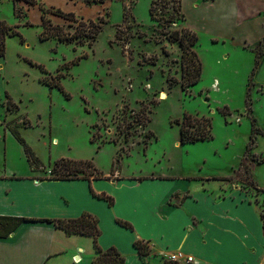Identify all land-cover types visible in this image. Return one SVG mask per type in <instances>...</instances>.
I'll return each mask as SVG.
<instances>
[{
    "label": "rangeland",
    "instance_id": "1",
    "mask_svg": "<svg viewBox=\"0 0 264 264\" xmlns=\"http://www.w3.org/2000/svg\"><path fill=\"white\" fill-rule=\"evenodd\" d=\"M35 1L0 0V22L22 38H8L0 58V131H16L24 140L40 165L36 178L51 177L48 169L60 159L90 160L109 182L120 171L129 176L155 168L208 177L199 179L206 189L237 187L258 210L264 207V144L255 139L264 132V42L242 49L234 44L237 36L229 38L247 25L251 0ZM40 4L73 13L77 23L51 13L47 18L80 38L41 41ZM89 21L100 26L94 39L83 38L93 31ZM185 29L198 38L191 50L201 64L199 81L188 88L182 86V50L169 41L173 32L188 38ZM46 78L60 89L43 84ZM185 115L209 118L212 138L180 144L176 122ZM108 191L117 202L120 192ZM116 214L137 222L122 202Z\"/></svg>",
    "mask_w": 264,
    "mask_h": 264
},
{
    "label": "crops",
    "instance_id": "2",
    "mask_svg": "<svg viewBox=\"0 0 264 264\" xmlns=\"http://www.w3.org/2000/svg\"><path fill=\"white\" fill-rule=\"evenodd\" d=\"M251 2L255 7L245 21L248 33L242 34L245 27L240 25V32L229 35L230 41L236 36L240 39L234 44L241 48L264 42V0ZM261 54L264 57V51ZM257 138L264 144L263 135ZM16 144L11 132L2 128L0 264H94L97 254L91 237L67 234L47 222L17 225L18 219L67 220L84 213L98 220L99 246L104 251L115 248L124 257L123 264H164L163 255L175 251L193 257L196 264H264V207L258 210L237 187L228 192L206 189L202 179L208 177L181 178L155 168L129 176L120 171L110 182L38 179ZM108 188L120 192L117 202L107 194ZM91 190L112 197L114 205L93 197ZM121 202L135 211L137 222L116 214ZM118 220L132 229L119 225ZM109 236L115 240L104 244ZM135 241L148 245L147 255L138 254Z\"/></svg>",
    "mask_w": 264,
    "mask_h": 264
},
{
    "label": "trees",
    "instance_id": "3",
    "mask_svg": "<svg viewBox=\"0 0 264 264\" xmlns=\"http://www.w3.org/2000/svg\"><path fill=\"white\" fill-rule=\"evenodd\" d=\"M17 1V0H13ZM29 5H35V0H26ZM86 5L92 4H102V0H84ZM41 14V26L42 32L40 33V40L46 41L50 38H57L60 42H71L76 38H80L77 35H67L63 33L62 27L58 25H52L50 20L47 18V14L51 13L54 16L61 17L64 20L70 21L72 23H77L76 19L74 18L73 13H64L60 11V9H54L53 7L50 10H46L40 4ZM15 14V12H14ZM88 24L93 27V31H90L87 35H84L83 38H91L94 39L95 36L98 34L100 30L99 25H95L92 21H89ZM85 22L81 21L78 23V26H84ZM70 27L72 25H69ZM16 27H10L3 22H0V58L5 56V49H6V40L11 37H19L21 42L22 38L21 35L15 30ZM184 33L189 36L185 38V35H180L179 32H173L169 35V41L172 43H178L182 53L181 59L184 66L182 70V78H183V85L185 88L189 86L195 85L201 75V64L197 58L196 53L191 50V47L195 46L197 43V36L195 33L191 32L190 30L185 29ZM29 64L33 67L39 68L42 72L44 69L41 65H38L31 60H29ZM49 79L46 78L42 80L43 84L48 85L50 87H56L60 89V85L56 82L48 81ZM170 84H173L171 80L168 79ZM9 105V104H8ZM180 128L179 131V142L180 144H192L198 141H206L212 138L211 136V121L209 118H195L190 115L183 116L181 121L176 122ZM12 134L18 141V143L22 146L23 152L26 156L27 162L32 172L37 171V166L39 162L34 157L32 151L26 145L24 140L20 137V135L13 131ZM264 136V133H262ZM152 135L149 133L147 138L150 139ZM260 163V162H259ZM246 166V161L242 162L241 168ZM249 168H253V164H249ZM50 179L52 180H74V179H83L88 182L91 180H100L102 177V173H100L96 167L94 166L93 162L90 160H74V159H60L57 160L50 170ZM228 178H212V180H227ZM92 191V190H91ZM264 193V189L260 190ZM93 197L104 200L107 202L109 206L114 205V199L108 196L105 193L95 194L92 191ZM31 221V222H47L53 223L56 228L63 230L67 234H76L82 236L91 237L93 240L94 250L97 254V257L93 261L94 264H123L125 259L121 254L113 247L103 250L98 243V239L101 235L100 229L98 227V220L94 216L84 213L80 217L76 219H59V220H27V219H18L17 225L21 224L22 222ZM117 223L124 228L132 229V226L127 223L118 220ZM134 248L138 251L140 256H145L148 254L146 245L141 241L134 242ZM175 264V263H172Z\"/></svg>",
    "mask_w": 264,
    "mask_h": 264
},
{
    "label": "built area",
    "instance_id": "4",
    "mask_svg": "<svg viewBox=\"0 0 264 264\" xmlns=\"http://www.w3.org/2000/svg\"><path fill=\"white\" fill-rule=\"evenodd\" d=\"M144 244L146 245V247H148L146 243ZM163 259H165V261L169 263H175V264H196L197 263L193 257L186 255L182 251L166 253L163 255Z\"/></svg>",
    "mask_w": 264,
    "mask_h": 264
},
{
    "label": "bare ground",
    "instance_id": "5",
    "mask_svg": "<svg viewBox=\"0 0 264 264\" xmlns=\"http://www.w3.org/2000/svg\"><path fill=\"white\" fill-rule=\"evenodd\" d=\"M57 143H58V141H57L56 139H53V140H52V145H54V146H55ZM176 144H177L176 146H178V145H179V143H178V142H177Z\"/></svg>",
    "mask_w": 264,
    "mask_h": 264
},
{
    "label": "water",
    "instance_id": "6",
    "mask_svg": "<svg viewBox=\"0 0 264 264\" xmlns=\"http://www.w3.org/2000/svg\"><path fill=\"white\" fill-rule=\"evenodd\" d=\"M162 96H164V95H162Z\"/></svg>",
    "mask_w": 264,
    "mask_h": 264
}]
</instances>
